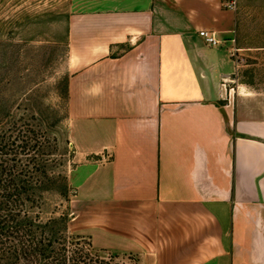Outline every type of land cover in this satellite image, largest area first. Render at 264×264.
I'll list each match as a JSON object with an SVG mask.
<instances>
[{
	"label": "crops",
	"instance_id": "0c3cea01",
	"mask_svg": "<svg viewBox=\"0 0 264 264\" xmlns=\"http://www.w3.org/2000/svg\"><path fill=\"white\" fill-rule=\"evenodd\" d=\"M242 14L239 0H140L69 17L71 139L93 158L73 225L94 249L264 264V87L231 55L257 49L241 45Z\"/></svg>",
	"mask_w": 264,
	"mask_h": 264
},
{
	"label": "rangeland",
	"instance_id": "374dc122",
	"mask_svg": "<svg viewBox=\"0 0 264 264\" xmlns=\"http://www.w3.org/2000/svg\"><path fill=\"white\" fill-rule=\"evenodd\" d=\"M140 0H0V157L22 160L56 176L63 188L42 193V220L54 230L81 240L84 252L104 264H142L133 255L90 248L76 232L75 173L92 157L71 139L67 113V27L76 13L137 6ZM243 8L241 63L255 62V82L264 87V0H239ZM246 54H250L247 57ZM243 60H242V59ZM245 60V62H243ZM8 153L7 155H5ZM28 160V161H27ZM36 167V168H37ZM51 226V227H52Z\"/></svg>",
	"mask_w": 264,
	"mask_h": 264
},
{
	"label": "trees",
	"instance_id": "16d2710c",
	"mask_svg": "<svg viewBox=\"0 0 264 264\" xmlns=\"http://www.w3.org/2000/svg\"><path fill=\"white\" fill-rule=\"evenodd\" d=\"M13 161L0 157V264H104L84 252L81 240L54 230L55 221L42 220V193L52 186L60 190L62 180L30 168L33 160L24 166Z\"/></svg>",
	"mask_w": 264,
	"mask_h": 264
},
{
	"label": "built area",
	"instance_id": "2783aa9c",
	"mask_svg": "<svg viewBox=\"0 0 264 264\" xmlns=\"http://www.w3.org/2000/svg\"><path fill=\"white\" fill-rule=\"evenodd\" d=\"M220 5L225 10L236 11L238 8V0H220ZM199 35L208 46L217 47L220 45V41L216 38L215 34L212 32L202 30L199 32ZM237 53H238V50L234 49L231 55L234 61L237 64H240L241 60Z\"/></svg>",
	"mask_w": 264,
	"mask_h": 264
}]
</instances>
